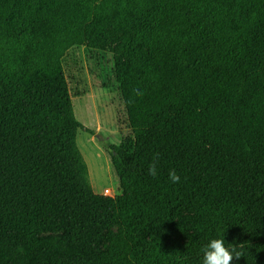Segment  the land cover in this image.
I'll list each match as a JSON object with an SVG mask.
<instances>
[{
	"label": "trees",
	"instance_id": "trees-1",
	"mask_svg": "<svg viewBox=\"0 0 264 264\" xmlns=\"http://www.w3.org/2000/svg\"><path fill=\"white\" fill-rule=\"evenodd\" d=\"M75 46L113 56L115 197L76 143L93 132L64 67ZM213 238L264 264V0H0V264H202Z\"/></svg>",
	"mask_w": 264,
	"mask_h": 264
},
{
	"label": "rangeland",
	"instance_id": "rangeland-1",
	"mask_svg": "<svg viewBox=\"0 0 264 264\" xmlns=\"http://www.w3.org/2000/svg\"><path fill=\"white\" fill-rule=\"evenodd\" d=\"M76 118L92 134L79 129L76 143L88 169L94 192L109 189L111 197L121 194L119 179L111 161L109 145H118L129 133L119 85L114 76L113 56L84 46L71 48L64 58ZM153 80L142 79L140 88L149 89ZM119 223L105 229L101 248L113 245ZM42 236H60L47 232Z\"/></svg>",
	"mask_w": 264,
	"mask_h": 264
},
{
	"label": "clouds",
	"instance_id": "clouds-1",
	"mask_svg": "<svg viewBox=\"0 0 264 264\" xmlns=\"http://www.w3.org/2000/svg\"><path fill=\"white\" fill-rule=\"evenodd\" d=\"M159 154L153 157L149 164L148 173L155 177L158 174ZM169 179L172 183H179L180 176L174 169L169 171ZM202 264H233L234 259L238 260L241 253L236 250L235 246L228 247L225 245V238H213L202 249Z\"/></svg>",
	"mask_w": 264,
	"mask_h": 264
},
{
	"label": "built area",
	"instance_id": "built-area-1",
	"mask_svg": "<svg viewBox=\"0 0 264 264\" xmlns=\"http://www.w3.org/2000/svg\"><path fill=\"white\" fill-rule=\"evenodd\" d=\"M103 194L109 196L110 195L109 189H105Z\"/></svg>",
	"mask_w": 264,
	"mask_h": 264
}]
</instances>
